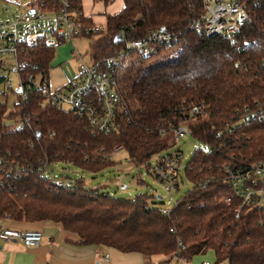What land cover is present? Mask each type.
I'll list each match as a JSON object with an SVG mask.
<instances>
[{
    "label": "trees",
    "instance_id": "trees-1",
    "mask_svg": "<svg viewBox=\"0 0 264 264\" xmlns=\"http://www.w3.org/2000/svg\"><path fill=\"white\" fill-rule=\"evenodd\" d=\"M243 1L249 21L236 35L209 38L191 30L202 0H123V9L107 16L104 30L86 36L90 57L97 61L120 50L122 43H114L120 33L129 39L161 28L181 34L169 47L133 54L121 66L119 89L131 121L118 117L108 134L92 133L88 121L72 112L41 109V99L33 93L11 110L0 106V222H53L77 236L76 245L125 254L177 255L187 261L211 250L216 264H264V212L247 206L236 219L233 207L223 203L233 192L216 170L229 160H264V0ZM71 2L82 10L79 0ZM37 3L44 10L59 8L57 0ZM80 21L92 24L86 18ZM55 49L39 44L28 53L25 71L49 72ZM167 52L172 54L162 57ZM183 103H202L206 111L205 117L189 123L193 138L207 150H195L186 177L195 182L202 170V177L216 180L205 190L192 187L169 215L143 195L126 201L86 189L81 181L69 187L43 176L44 165L60 162L102 170L112 164L105 162L104 153L118 145L133 165L146 164L171 146L157 128L175 123ZM245 109L256 119L239 123Z\"/></svg>",
    "mask_w": 264,
    "mask_h": 264
},
{
    "label": "built area",
    "instance_id": "built-area-1",
    "mask_svg": "<svg viewBox=\"0 0 264 264\" xmlns=\"http://www.w3.org/2000/svg\"><path fill=\"white\" fill-rule=\"evenodd\" d=\"M24 1L25 5L0 0V12L5 13V16L0 14V106L7 105L9 94H15L17 101L25 102L33 93L41 99V109L52 106L85 118L94 134H108L114 130L118 117L130 123V109L119 89L118 71L130 61L131 55L155 54L157 47H169L181 34L151 30L142 38L129 39L121 33L122 46L115 55L92 60L90 64H86L81 58L75 76L58 90L52 91L48 72L41 69L25 71L28 53L41 43L46 47L56 48L104 29L83 24L80 21V17L84 18L82 10L75 8L71 0H57V10H44L39 7L37 0ZM10 4H15L18 9L13 10ZM22 7H26L27 11L23 12ZM248 21L249 11L243 0H202V11L192 22L191 30L209 38L231 36L238 34ZM13 74L17 77L15 86L11 80ZM205 115L202 103H183L176 110L177 121L158 126V135L170 142L186 137L193 138L190 121ZM255 119L256 116L245 109L239 123H248V120ZM123 151L124 147L118 145L111 152L104 153L103 158L105 162H110L116 154ZM182 161V152L176 151L158 155L153 165L148 166L149 173L165 184L169 196L178 188ZM48 167L43 166L42 174L54 179L56 184L70 187L75 183L54 178ZM216 170L220 172L223 184L238 199L237 204L232 196L223 199L224 205L233 207L236 219L247 206L264 212V160L253 163L229 160L217 166ZM201 174L202 170L199 172L201 178L195 182L187 179L192 187L205 190L216 179L208 175L202 177ZM170 205V202L167 203V206ZM171 209L160 207V212L167 216ZM11 241L21 242L28 248H36L42 241V233L37 230L19 231L0 225V246ZM183 249L181 246V250ZM104 259L108 260L107 254Z\"/></svg>",
    "mask_w": 264,
    "mask_h": 264
},
{
    "label": "rangeland",
    "instance_id": "rangeland-1",
    "mask_svg": "<svg viewBox=\"0 0 264 264\" xmlns=\"http://www.w3.org/2000/svg\"><path fill=\"white\" fill-rule=\"evenodd\" d=\"M13 2H19L25 5L24 0H15ZM10 6L13 10L18 9L15 4H10ZM22 8L23 12L27 11L26 7ZM0 14L1 16L4 14L5 16V13L0 12ZM90 45L91 40L82 37L75 39L74 47L71 44H64L56 47L48 72L49 86L52 91L58 90L75 76L76 68L81 58L86 64L91 63ZM163 54L162 57H166L171 55L172 52ZM149 65L150 63H147L144 66ZM11 80L12 84L15 86L17 77L14 74L11 76ZM16 101L17 96L15 94H9L6 105L7 109L11 110ZM198 148L207 150L201 142L192 137H186L180 141H171V146L158 154L163 155L180 151L183 155L178 177L179 185L176 190H173L171 196H169L168 192L165 190V184L157 181L149 173L148 166L153 165L158 155L153 156L144 165L135 166L130 162L126 152L123 151L114 156L110 166L97 172L82 170L77 166L63 162L49 165L48 170L54 178L70 180L73 183L81 181L86 189H98L99 191L108 193L110 196L126 201H132L138 195H143L150 198L155 206L171 209L175 203L192 189V185L186 177L184 168L192 159L195 150ZM169 202L171 205L167 206Z\"/></svg>",
    "mask_w": 264,
    "mask_h": 264
},
{
    "label": "crops",
    "instance_id": "crops-1",
    "mask_svg": "<svg viewBox=\"0 0 264 264\" xmlns=\"http://www.w3.org/2000/svg\"><path fill=\"white\" fill-rule=\"evenodd\" d=\"M79 1L83 17L102 29H105L107 16H113L123 9V0H109L107 3L104 0ZM74 43L75 40L68 44L74 47ZM0 225L19 231L37 230L42 233V241L36 248H28L18 241L2 244L0 264H216L215 254L211 250L194 255L187 261H182L177 255L145 257L99 245H76L77 236L67 233L61 225L53 222L18 223L6 219ZM105 254L108 255L107 261L104 259Z\"/></svg>",
    "mask_w": 264,
    "mask_h": 264
},
{
    "label": "water",
    "instance_id": "water-1",
    "mask_svg": "<svg viewBox=\"0 0 264 264\" xmlns=\"http://www.w3.org/2000/svg\"><path fill=\"white\" fill-rule=\"evenodd\" d=\"M30 13H33V11H30ZM160 31L162 32V33H164L165 32V29L164 28H161L160 29ZM122 42V34L120 33V34H117V36L115 37V40H114V43L115 44H118V43H121ZM20 90H17V92H19ZM160 199V198H159ZM1 248V247H0Z\"/></svg>",
    "mask_w": 264,
    "mask_h": 264
}]
</instances>
